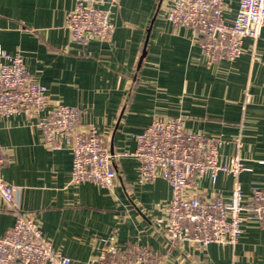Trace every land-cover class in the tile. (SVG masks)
Instances as JSON below:
<instances>
[{
  "label": "crops",
  "instance_id": "0c3cea01",
  "mask_svg": "<svg viewBox=\"0 0 264 264\" xmlns=\"http://www.w3.org/2000/svg\"><path fill=\"white\" fill-rule=\"evenodd\" d=\"M77 0H0V46L18 54L31 76L47 88L50 109L80 112L78 129L94 127L107 143L118 173L113 188L72 183L73 155L45 145L37 118L21 113L0 120L6 152L3 176L20 188V207L33 215L44 239L73 264L98 263L110 251L141 247L163 264H264V223L247 218L235 246L174 243L166 236L169 184L139 181L133 155L141 133L155 119L180 118L187 132L218 137L219 162L238 175L201 179L191 195L231 200L236 182L243 200L264 190V28L246 39L235 61L211 63L196 30L167 19L169 0H121L112 8L114 33L86 45L72 39L68 15ZM241 0H225L233 22ZM47 116V112L40 117ZM241 138L242 147H235ZM16 218L0 196V237Z\"/></svg>",
  "mask_w": 264,
  "mask_h": 264
},
{
  "label": "built area",
  "instance_id": "2783aa9c",
  "mask_svg": "<svg viewBox=\"0 0 264 264\" xmlns=\"http://www.w3.org/2000/svg\"><path fill=\"white\" fill-rule=\"evenodd\" d=\"M121 0H77L68 15L67 27L72 39L86 45L91 39L108 41L114 33L112 8ZM168 21L175 27L196 30L202 37L201 49L211 63L235 61L242 55L246 39L258 40L264 28V0H241L233 22L224 17L225 0H169ZM47 112V116H40ZM28 114L37 118L45 136V145L61 149L59 137L73 155L72 183L90 181L102 188H113L118 179L105 138L92 126L78 129L80 112L75 107L57 105L50 109L47 88L28 72L23 58L0 46V120ZM133 155L139 162V181L148 184L161 178L171 189L167 206L169 241L235 246L247 218L264 223V190L254 188L250 201L243 200L242 188L235 183L231 200L218 195H191L192 188L206 175L212 184L218 174L238 175L243 171L236 159L232 166L219 162L218 137L190 133L180 118L155 119L135 136ZM235 147H242L241 138ZM7 155L0 146V196L16 221L0 237V264H73L72 260L44 239L33 215L20 207V188L7 183L3 168ZM98 263L89 264H163L162 257L146 248L135 252L110 251Z\"/></svg>",
  "mask_w": 264,
  "mask_h": 264
},
{
  "label": "trees",
  "instance_id": "16d2710c",
  "mask_svg": "<svg viewBox=\"0 0 264 264\" xmlns=\"http://www.w3.org/2000/svg\"><path fill=\"white\" fill-rule=\"evenodd\" d=\"M128 250H129V252H132V253L135 252V248H133V247H130Z\"/></svg>",
  "mask_w": 264,
  "mask_h": 264
}]
</instances>
